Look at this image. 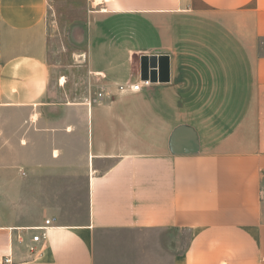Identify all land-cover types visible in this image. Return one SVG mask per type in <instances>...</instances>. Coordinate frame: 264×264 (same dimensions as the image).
<instances>
[{"label":"crops","instance_id":"obj_1","mask_svg":"<svg viewBox=\"0 0 264 264\" xmlns=\"http://www.w3.org/2000/svg\"><path fill=\"white\" fill-rule=\"evenodd\" d=\"M0 264H264V0H0Z\"/></svg>","mask_w":264,"mask_h":264},{"label":"water","instance_id":"obj_2","mask_svg":"<svg viewBox=\"0 0 264 264\" xmlns=\"http://www.w3.org/2000/svg\"><path fill=\"white\" fill-rule=\"evenodd\" d=\"M141 80L153 84L170 82V57L167 55L142 56ZM186 150L193 151V145L186 146Z\"/></svg>","mask_w":264,"mask_h":264},{"label":"rangeland","instance_id":"obj_3","mask_svg":"<svg viewBox=\"0 0 264 264\" xmlns=\"http://www.w3.org/2000/svg\"><path fill=\"white\" fill-rule=\"evenodd\" d=\"M62 37L58 36L57 42L59 47L56 48V52L52 55V62L56 65L60 71H65L67 68L77 69L79 65H77L76 60L74 59L71 52L65 49L63 42H61Z\"/></svg>","mask_w":264,"mask_h":264},{"label":"built area","instance_id":"obj_4","mask_svg":"<svg viewBox=\"0 0 264 264\" xmlns=\"http://www.w3.org/2000/svg\"><path fill=\"white\" fill-rule=\"evenodd\" d=\"M141 85H144V86L148 87V86L151 85V83L149 81H143L141 84H128L126 86H120L119 89L122 90V91L127 90V91H130V92H137V91L140 90ZM103 98H104V92H99L97 94V99L98 100H102ZM52 223H53V220H47L45 222V226L42 227L41 230H40L43 233L40 234V235L35 236L33 238V242H39L40 239H45L46 238V234H47V229H48L49 226L52 225ZM30 251L35 252V248L31 247ZM10 262H11V260L6 259V263H10Z\"/></svg>","mask_w":264,"mask_h":264}]
</instances>
